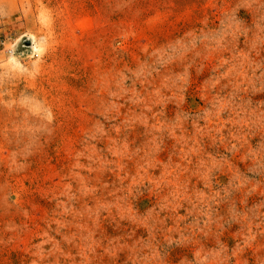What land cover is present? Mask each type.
<instances>
[{
	"label": "rangeland",
	"instance_id": "rangeland-1",
	"mask_svg": "<svg viewBox=\"0 0 264 264\" xmlns=\"http://www.w3.org/2000/svg\"><path fill=\"white\" fill-rule=\"evenodd\" d=\"M0 264H264V0H0Z\"/></svg>",
	"mask_w": 264,
	"mask_h": 264
}]
</instances>
